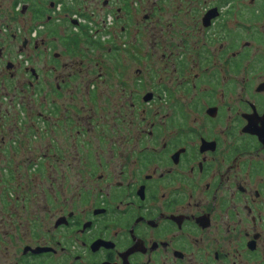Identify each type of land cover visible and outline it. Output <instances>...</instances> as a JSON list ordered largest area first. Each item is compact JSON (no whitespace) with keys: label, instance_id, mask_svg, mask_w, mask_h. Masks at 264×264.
Returning a JSON list of instances; mask_svg holds the SVG:
<instances>
[{"label":"flooded vegetation","instance_id":"af4514ba","mask_svg":"<svg viewBox=\"0 0 264 264\" xmlns=\"http://www.w3.org/2000/svg\"><path fill=\"white\" fill-rule=\"evenodd\" d=\"M0 264H264V0H0Z\"/></svg>","mask_w":264,"mask_h":264},{"label":"rangeland","instance_id":"374dc122","mask_svg":"<svg viewBox=\"0 0 264 264\" xmlns=\"http://www.w3.org/2000/svg\"><path fill=\"white\" fill-rule=\"evenodd\" d=\"M134 34V31H133ZM131 40H132V36H131ZM131 75H134V64L131 65L130 70L128 71Z\"/></svg>","mask_w":264,"mask_h":264}]
</instances>
